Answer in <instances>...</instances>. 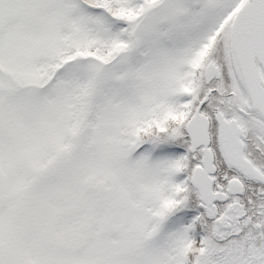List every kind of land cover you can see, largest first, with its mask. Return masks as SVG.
<instances>
[{
  "label": "snow or ice",
  "instance_id": "6c2138e0",
  "mask_svg": "<svg viewBox=\"0 0 264 264\" xmlns=\"http://www.w3.org/2000/svg\"><path fill=\"white\" fill-rule=\"evenodd\" d=\"M0 264H264V0H0Z\"/></svg>",
  "mask_w": 264,
  "mask_h": 264
}]
</instances>
